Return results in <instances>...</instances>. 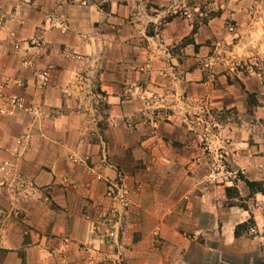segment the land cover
Masks as SVG:
<instances>
[{
  "label": "crops",
  "instance_id": "0c3cea01",
  "mask_svg": "<svg viewBox=\"0 0 264 264\" xmlns=\"http://www.w3.org/2000/svg\"><path fill=\"white\" fill-rule=\"evenodd\" d=\"M146 3L0 0V92L22 99L0 115V168L13 166L0 170V264H264V194L246 185L264 183V78L204 71L224 32L170 55L189 32H145L161 17ZM235 35L246 57L264 47V32ZM218 149L233 183L211 173Z\"/></svg>",
  "mask_w": 264,
  "mask_h": 264
},
{
  "label": "rangeland",
  "instance_id": "374dc122",
  "mask_svg": "<svg viewBox=\"0 0 264 264\" xmlns=\"http://www.w3.org/2000/svg\"><path fill=\"white\" fill-rule=\"evenodd\" d=\"M154 1L147 0V9L156 10L151 11L152 15L159 12L161 17L156 23L144 24L145 32H158L164 27L169 28L173 22L176 23L174 26H180V32H189L183 39L173 43L171 50V46L167 45L170 55L173 49L176 52L188 44H193L194 35L198 32H204L200 35L202 40L206 37L205 32H224L215 40L206 42L212 44V49L208 55L200 58L204 71L210 75V67L215 63L227 62L229 67L225 73L231 78V83L237 82L238 74L256 76L261 80L264 78V47H259L257 42L252 41L251 51L257 53L250 57L234 48L239 39L235 37L237 32H264V0H165L163 3L158 2L159 4ZM245 93L250 106L255 102V94ZM248 113H251L249 109ZM208 119L210 126L217 129V120L213 116ZM202 123L206 125L203 121ZM219 152L222 153V150H216V153ZM212 169L217 172V165ZM221 170L232 173L231 183L241 176L240 171L227 163ZM233 176L236 178L233 179Z\"/></svg>",
  "mask_w": 264,
  "mask_h": 264
},
{
  "label": "built area",
  "instance_id": "2783aa9c",
  "mask_svg": "<svg viewBox=\"0 0 264 264\" xmlns=\"http://www.w3.org/2000/svg\"><path fill=\"white\" fill-rule=\"evenodd\" d=\"M2 25H3V22L0 20V27H2ZM46 83H47V74L43 73L40 75V87L45 86ZM21 106H22V99L20 97L10 96V95L4 94L3 92H0V115H4L11 108H18ZM16 145L20 146L21 142L19 140L16 141ZM16 151H17V148H16ZM217 158L218 159H217V161H215V164L213 166H211L212 168H215V166L217 165V172H215V170H213L211 168V173H213L216 176V179H217V176L218 177L220 176V179H222V176L226 175V172H229V171H226V172H224V170L220 171V168H223L224 161H223V158L220 156L219 153L217 155ZM0 170L7 172L8 170H13V166L10 165L9 163L5 162L1 166ZM231 177H232V173H230L229 178H231ZM235 178L236 177L233 176V179H235ZM216 179L213 178L212 181L215 182ZM118 198H119L118 201L120 203L121 208L122 209L126 208L128 206L127 192L124 190H119ZM115 225L117 226V228L114 227ZM123 227H124V225L122 223H120V224H118L117 222L112 223L111 226L106 229L104 236L109 240H115L117 238L118 231L120 229H122ZM249 232L251 234H253L256 231L254 230V228L250 227Z\"/></svg>",
  "mask_w": 264,
  "mask_h": 264
},
{
  "label": "trees",
  "instance_id": "16d2710c",
  "mask_svg": "<svg viewBox=\"0 0 264 264\" xmlns=\"http://www.w3.org/2000/svg\"><path fill=\"white\" fill-rule=\"evenodd\" d=\"M246 185L251 193L259 192L264 194V183L263 182H246ZM226 194L228 198H234L236 193L232 188H226ZM249 224L244 223L241 225L236 226L235 228V235H239L240 231L246 230Z\"/></svg>",
  "mask_w": 264,
  "mask_h": 264
}]
</instances>
